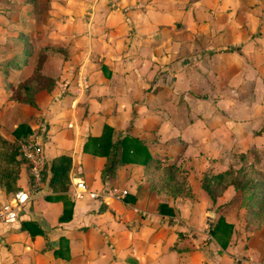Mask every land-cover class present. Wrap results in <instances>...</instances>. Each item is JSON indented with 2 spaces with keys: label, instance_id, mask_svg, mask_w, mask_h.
Returning <instances> with one entry per match:
<instances>
[{
  "label": "crops",
  "instance_id": "1",
  "mask_svg": "<svg viewBox=\"0 0 264 264\" xmlns=\"http://www.w3.org/2000/svg\"><path fill=\"white\" fill-rule=\"evenodd\" d=\"M189 2L187 13L198 16L195 8L203 0ZM153 18L159 20L160 13L156 11ZM209 18L212 28H216L214 18ZM186 28L191 30L192 26ZM143 42L145 49L142 47L141 52L148 50L147 46L151 50L159 48L158 41L143 38ZM249 43L232 49L223 62H217L214 72L204 66L201 73L197 71L199 64L209 55L196 50L200 44L195 36L184 43L185 57L195 59L193 65L182 64L181 56L169 60L170 53L157 61L136 53L124 54L119 60L110 51L100 53L103 49L97 46L95 51H84L77 60L71 56L57 59L61 65L47 72L48 64L54 63L52 53L42 71L54 77L56 84L50 91L37 93V107L9 98L7 84L16 85L32 67L21 65L23 54L10 57L0 67V131L14 138V127L26 123L35 134L30 139L42 145L47 160L62 153L71 157L70 185L63 195L73 206L71 218L61 221L63 199H56L57 193L49 189L46 181L32 183L29 167L23 164L18 190L29 198L13 221H0V264H264V226L259 233L249 230L255 225H239V229L236 214L232 215L230 205L225 204H233L237 194L233 186H228L215 201L201 186L205 171L217 172L232 165L227 161L222 164L219 156L228 159L235 152L238 156L259 146L262 135L257 132L264 121V106L239 94H218L224 89L218 83L230 76L229 64L239 58L237 52L241 51L247 61L245 48ZM213 44L220 46L216 41ZM251 66L257 73L255 65ZM240 68L241 75H245L247 68ZM205 73L210 74L209 81L203 79ZM198 83L203 94L196 90ZM236 106L241 107L238 113ZM41 119L45 132L40 130ZM13 120L10 126L6 124ZM104 125L112 128L113 140L121 132L140 139L151 156L149 161L136 158L123 162L115 176L102 177L106 155L93 152L96 147L89 137H105ZM88 141L90 147L85 149ZM165 157L166 161L157 162ZM167 163L183 169L189 194L171 196L151 188V183L162 180ZM77 175H82L88 188L98 195L85 193L73 198L71 177ZM114 185L126 188L127 194L122 198L107 196V189ZM14 193H7L0 185V207L12 202ZM220 215L232 224L226 246L212 231Z\"/></svg>",
  "mask_w": 264,
  "mask_h": 264
},
{
  "label": "rangeland",
  "instance_id": "2",
  "mask_svg": "<svg viewBox=\"0 0 264 264\" xmlns=\"http://www.w3.org/2000/svg\"><path fill=\"white\" fill-rule=\"evenodd\" d=\"M190 4L189 0H0V67L4 63L7 64L6 61L10 57L24 54L25 37H28L35 47L34 54L25 65L31 66L34 63L41 45L66 46L68 56L61 52L53 54L51 59L54 63L48 64L47 72H52L61 65L57 63V59H69L71 56L77 60L84 51H95L97 46L99 50L103 49L100 53L107 54L110 51L111 55L119 60L124 54L136 53L141 58L145 55L157 61L164 54L170 53L169 60L181 56L179 59L182 60V64L188 62L193 65L195 59L185 57L187 55L184 43L194 36L200 44V48L197 46L194 48L202 55L207 53L209 55L203 64L196 61V64H199L197 71L201 73V68L210 66L214 72L217 62H223L227 55L233 52L232 49L238 50L242 47L239 44L250 42L245 48L248 54L247 61L243 59L241 51L237 52L239 58L229 64L230 76L218 83L224 86V89H219L218 94L223 97H234L239 94L250 98V102L256 100L259 106H264V0H203L202 5L196 3L198 16L195 13H187ZM208 6L214 7L209 10ZM156 11L160 13L159 20L153 18ZM210 13L214 18L213 26L216 27L214 29L208 16ZM186 26H192V29ZM143 38L147 41H158L159 45L156 47L159 48L151 50L146 45L150 50L141 52L142 47L145 49V46H142L145 42ZM215 41L220 46H215L213 44ZM235 42L238 44L234 45ZM207 44L211 46L208 47ZM171 48L172 51L169 50ZM23 59L22 57V66ZM212 61L213 63H210ZM74 64L72 63V66ZM251 65H255L257 73L250 69ZM240 66L245 70L247 68L245 75H241ZM30 70L31 67H28L29 72ZM232 73L234 75H231ZM204 75L203 79L209 81L210 74ZM170 81L171 79L167 83ZM200 85L201 83L197 84L196 90L203 94ZM211 97L215 99L214 96ZM5 102L8 108L7 100ZM239 108L241 107L236 106L237 113ZM17 115L22 117L19 113ZM40 121L44 122L43 119ZM14 122L15 120L6 124L10 126ZM260 129L258 131H261ZM257 144L259 146L246 150L244 159H238L235 152L232 158L219 156V160L222 164L227 161L228 164L235 166L249 162L254 168L261 169L264 174L263 135ZM157 171L162 173L161 170L155 172ZM240 196L237 192L233 196V204L225 203L227 206L230 205L228 211L232 215L236 214L239 229L246 224L242 206L245 196ZM262 228L255 226L249 230L259 233Z\"/></svg>",
  "mask_w": 264,
  "mask_h": 264
},
{
  "label": "trees",
  "instance_id": "3",
  "mask_svg": "<svg viewBox=\"0 0 264 264\" xmlns=\"http://www.w3.org/2000/svg\"><path fill=\"white\" fill-rule=\"evenodd\" d=\"M23 41V63L25 65L34 54L35 47L28 37H25ZM57 52L68 56L65 45H41L36 53L30 73L23 76L16 85L7 84L11 90L9 98L31 107H37V93L42 90L50 91L56 84V79L45 74L42 71V67L47 57ZM260 130L258 133L264 136V124ZM111 131L112 128L110 126L104 125L103 135L105 137L102 138H105L104 140L94 136L89 137V141H93L96 147L93 152L106 155L102 177L106 174L110 177L115 176L116 168L123 162L133 161L136 158L141 162L149 161L151 156L147 154V147L140 139L129 135L127 132H121L113 140L111 138ZM32 132L33 129L23 122L19 123L12 130L14 138H9L0 131V185L5 188L7 193H14L19 189L17 180L20 169L23 164L27 165L26 160L21 155L20 142L33 138L35 134H32ZM89 141L85 144V149H89ZM244 155L245 153L243 152L239 153V159H244ZM141 157H144V159ZM166 158L158 159L157 162L162 163L166 161ZM70 166L71 157L68 154L62 153L48 159L41 173V181H46L49 189L57 193L55 195L56 199L61 198L64 201L63 212L59 216L61 221L69 220L72 215L73 202L63 195L70 185ZM30 180L32 181L31 178ZM230 185L241 195L240 197L245 196L242 206L244 207L246 225L264 226L263 171L254 168L251 163L246 162L241 163L239 166L230 165L217 172L205 171L201 177V186L213 201ZM150 186L157 191L170 194L171 196L190 193V185L183 169L173 163L165 164L162 180L156 184L151 183ZM212 231L221 245L226 246L232 231V224L225 221L224 216L220 215L215 221ZM32 233L34 234V232ZM63 240L65 239L63 238Z\"/></svg>",
  "mask_w": 264,
  "mask_h": 264
},
{
  "label": "built area",
  "instance_id": "4",
  "mask_svg": "<svg viewBox=\"0 0 264 264\" xmlns=\"http://www.w3.org/2000/svg\"><path fill=\"white\" fill-rule=\"evenodd\" d=\"M40 130L42 132L46 131L45 123L39 121ZM21 155L26 160L29 167L32 183H38L41 181V173L44 168L47 158L43 153L42 145L36 140L28 139L20 142ZM73 188L71 190V195L73 198H81L85 193L91 196L98 195L97 192L92 191L88 188L87 183L82 175H77L71 177ZM128 190L126 188L119 187L117 185L111 186L107 189V196L122 198L127 194ZM29 196L23 193L21 190H17L14 193L12 202L5 203L0 207V221L8 222L13 221L19 213V208L21 204L25 202ZM263 264V263H260Z\"/></svg>",
  "mask_w": 264,
  "mask_h": 264
}]
</instances>
